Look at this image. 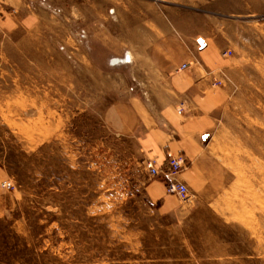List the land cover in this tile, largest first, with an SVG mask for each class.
<instances>
[{
  "label": "rangeland",
  "instance_id": "374dc122",
  "mask_svg": "<svg viewBox=\"0 0 264 264\" xmlns=\"http://www.w3.org/2000/svg\"><path fill=\"white\" fill-rule=\"evenodd\" d=\"M173 12L226 67L221 173L186 202L105 125L135 82L93 63L104 46L152 75L143 25ZM0 264H264V0H0Z\"/></svg>",
  "mask_w": 264,
  "mask_h": 264
},
{
  "label": "crops",
  "instance_id": "0c3cea01",
  "mask_svg": "<svg viewBox=\"0 0 264 264\" xmlns=\"http://www.w3.org/2000/svg\"><path fill=\"white\" fill-rule=\"evenodd\" d=\"M164 17L156 16L143 25L146 35L153 38L145 49L152 75L132 63L112 66L110 60L119 57L117 51L104 46L93 48L94 54L99 51L93 61L98 70L113 75V70L125 67L129 73L125 74L126 82H135L126 85L121 98L107 107L104 123L112 133L135 139L146 160L160 167H166L170 156H183L186 167L181 180L188 188L197 181L206 188L208 180L221 173L216 161L208 156L205 141L216 112L226 102L224 90H211L216 75L222 78L226 67L199 39V31H190L179 14L171 13L169 20L166 14ZM194 37L200 46H196ZM127 56L128 60L133 58L130 52ZM149 190L156 199L163 193L158 183L150 185Z\"/></svg>",
  "mask_w": 264,
  "mask_h": 264
},
{
  "label": "built area",
  "instance_id": "2783aa9c",
  "mask_svg": "<svg viewBox=\"0 0 264 264\" xmlns=\"http://www.w3.org/2000/svg\"><path fill=\"white\" fill-rule=\"evenodd\" d=\"M225 56L229 55L228 52L224 54ZM128 58V56L126 55ZM124 59L123 62H115V59L110 61V65L118 66L120 64H130L131 60L128 61ZM118 61H122V59L118 58ZM186 68V65L184 66ZM179 114H182V110L179 111ZM157 163L155 161H150L148 163L149 173L153 177H161L162 174L167 180L165 183L166 192L170 195L177 196L181 201L186 202L190 198V191L188 186L179 180L180 174L186 167V159L183 156H170L167 161L166 167L156 166ZM4 188L12 187V183L4 182Z\"/></svg>",
  "mask_w": 264,
  "mask_h": 264
},
{
  "label": "bare ground",
  "instance_id": "6f19581e",
  "mask_svg": "<svg viewBox=\"0 0 264 264\" xmlns=\"http://www.w3.org/2000/svg\"><path fill=\"white\" fill-rule=\"evenodd\" d=\"M123 61H124V59L122 61H118L117 59H115V62H123ZM126 61H128V58Z\"/></svg>",
  "mask_w": 264,
  "mask_h": 264
},
{
  "label": "water",
  "instance_id": "95a60500",
  "mask_svg": "<svg viewBox=\"0 0 264 264\" xmlns=\"http://www.w3.org/2000/svg\"><path fill=\"white\" fill-rule=\"evenodd\" d=\"M200 43L202 44V46H204V43H203V41H201Z\"/></svg>",
  "mask_w": 264,
  "mask_h": 264
}]
</instances>
